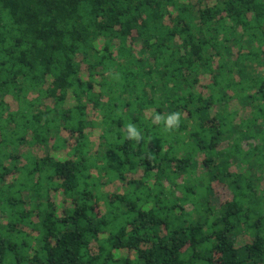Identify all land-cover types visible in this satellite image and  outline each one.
I'll return each mask as SVG.
<instances>
[{
	"label": "trees",
	"instance_id": "obj_1",
	"mask_svg": "<svg viewBox=\"0 0 264 264\" xmlns=\"http://www.w3.org/2000/svg\"><path fill=\"white\" fill-rule=\"evenodd\" d=\"M0 264H264V0H0Z\"/></svg>",
	"mask_w": 264,
	"mask_h": 264
},
{
	"label": "clouds",
	"instance_id": "obj_2",
	"mask_svg": "<svg viewBox=\"0 0 264 264\" xmlns=\"http://www.w3.org/2000/svg\"><path fill=\"white\" fill-rule=\"evenodd\" d=\"M154 123L160 122L164 125L166 131H171L174 128H179L180 124V113L174 112L166 117L157 115L153 121ZM127 139H134L137 142L141 141L144 137L141 131L132 123H129L127 126Z\"/></svg>",
	"mask_w": 264,
	"mask_h": 264
}]
</instances>
